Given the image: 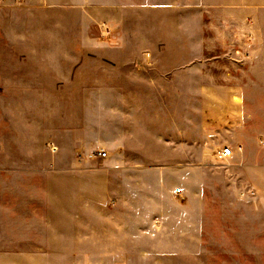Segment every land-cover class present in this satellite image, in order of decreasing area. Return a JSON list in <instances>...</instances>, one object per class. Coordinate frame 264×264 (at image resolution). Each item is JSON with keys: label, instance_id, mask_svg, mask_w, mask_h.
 Listing matches in <instances>:
<instances>
[{"label": "crops", "instance_id": "0c3cea01", "mask_svg": "<svg viewBox=\"0 0 264 264\" xmlns=\"http://www.w3.org/2000/svg\"><path fill=\"white\" fill-rule=\"evenodd\" d=\"M171 9L189 23L209 21L214 43L203 52L223 46L248 53L242 77H234L245 79L242 85L213 89L211 107L201 89L196 107L188 108L182 105L185 92L173 107L167 92L75 90L72 85L84 79L6 80V98H19L20 106L5 109V117L11 122L19 115L24 130L37 134L34 145L5 141L11 165L0 172V264L197 258L173 247L179 225L188 226L174 213L192 210L173 198L203 194L205 155L230 147L233 157L221 161L213 154L216 163L238 165L243 175L253 164L264 178V0H0V36L9 42L0 66L12 58L10 37L27 42L29 35L22 27L8 28L7 21L67 13L84 46L109 35L122 44L127 20L141 11ZM193 34L201 35L186 33ZM202 61L217 62L214 55ZM38 149L49 154L46 170L38 166ZM98 151L106 157L88 158Z\"/></svg>", "mask_w": 264, "mask_h": 264}, {"label": "rangeland", "instance_id": "374dc122", "mask_svg": "<svg viewBox=\"0 0 264 264\" xmlns=\"http://www.w3.org/2000/svg\"><path fill=\"white\" fill-rule=\"evenodd\" d=\"M45 17L43 20L20 21V24L7 21L8 28L22 27L28 30L29 35L27 42L10 37L14 45L12 58L1 61L5 64L0 66L1 173L11 165L9 157L5 156V152L10 150L5 148V141L18 144L28 141L29 145H34L33 139L37 134L31 127L24 130L19 115H13L11 122L9 116L5 117V109L20 106L19 98H6V80L12 79L14 84L13 79H44L45 82L51 79H84L72 85L73 88L91 92H167L173 96V107L180 106V92H185L186 99L182 97V105L188 108L196 107L201 89L205 106L211 107L213 89L242 85L245 80L234 79L242 77L243 73V58L238 55H235L237 60L234 58L235 48L230 52L223 46H216L210 49L212 53L203 52L204 45L214 43L209 21L189 23L179 10L141 11L126 21L125 29L129 33L121 37L122 44L116 42L115 36L109 35L101 40L94 37L96 41L91 46L79 43L83 37L76 34V26L68 20L67 13H59V18L54 15V19ZM189 30L200 31L201 35L197 39L195 34L186 35ZM195 40H198L197 44ZM8 43L0 36V45L5 46L0 50V58L9 55ZM213 55L217 61L214 64L202 61H209ZM224 74L230 78H223ZM28 107L34 108L35 100L29 99ZM28 150L36 151L30 147ZM215 151L205 155L203 194L174 195L173 198L178 205L192 207L187 213H174V219H187L188 226L179 225L176 230L179 235L176 234L175 238L177 243L173 247L197 258L160 261L162 264H264V178L256 174L257 166L253 164L243 175L238 165L216 163ZM55 155L68 157L67 153ZM35 156L40 162L38 166L43 165L46 170L48 165L43 163L49 159L48 152L40 150ZM262 158L264 161V152ZM32 167L35 168L34 165ZM135 264H151V261L136 260Z\"/></svg>", "mask_w": 264, "mask_h": 264}, {"label": "built area", "instance_id": "2783aa9c", "mask_svg": "<svg viewBox=\"0 0 264 264\" xmlns=\"http://www.w3.org/2000/svg\"><path fill=\"white\" fill-rule=\"evenodd\" d=\"M235 54L240 56V58H245L248 56V53L246 51L242 52V49H238L235 51ZM263 146H264V141L262 142ZM55 149V148H53ZM233 149L230 147H223L221 149H218L215 151V157H217V159L221 160V161H226L227 159L233 157ZM106 152L104 151H98V152H93L91 154L88 155L89 159H95V158H99V159H103L106 157Z\"/></svg>", "mask_w": 264, "mask_h": 264}]
</instances>
